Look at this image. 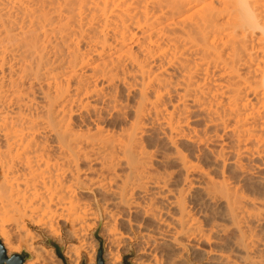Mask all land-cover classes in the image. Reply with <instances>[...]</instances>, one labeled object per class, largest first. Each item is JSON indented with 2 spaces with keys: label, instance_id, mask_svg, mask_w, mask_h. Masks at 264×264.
<instances>
[{
  "label": "bare ground",
  "instance_id": "obj_1",
  "mask_svg": "<svg viewBox=\"0 0 264 264\" xmlns=\"http://www.w3.org/2000/svg\"><path fill=\"white\" fill-rule=\"evenodd\" d=\"M238 2L0 0V233L11 223L24 230L27 219L56 239L64 224L81 248L84 226L92 221L85 219L88 208L78 190L92 187L111 196L113 206L99 204L117 249L123 236L117 232L120 208L131 217L138 210L161 222L156 207L162 204L173 212L167 226L174 238L181 234L208 244L227 227L214 222L207 232L201 228L186 206L187 195L194 193L236 229L227 250L240 263L264 264V243L246 236L242 227L251 220L264 230V174L247 183L252 194L226 179L230 166L244 173L243 158L264 157V32L251 30ZM250 3L256 21L264 24V0ZM190 111L205 116L214 137L228 134L231 149L193 154L199 150L177 146L178 140H203L182 133ZM147 119L157 125L168 151L147 145ZM201 155L212 164L201 165ZM154 158L177 170L153 174ZM83 162L93 177L86 178ZM179 175L185 185L173 193L166 187ZM147 186L157 193L150 195ZM136 191L158 201L148 197L142 205L133 197ZM131 222L126 219L129 241L136 237ZM140 233L136 264H147L167 241L149 229ZM174 238L168 240L178 242ZM177 242L169 243V258L183 264ZM3 245L7 254L15 248L8 237ZM76 248L68 249L66 258ZM228 258L218 262L237 264ZM118 261L108 256V264ZM25 264L37 261L32 256Z\"/></svg>",
  "mask_w": 264,
  "mask_h": 264
},
{
  "label": "rangeland",
  "instance_id": "obj_2",
  "mask_svg": "<svg viewBox=\"0 0 264 264\" xmlns=\"http://www.w3.org/2000/svg\"><path fill=\"white\" fill-rule=\"evenodd\" d=\"M196 113L197 112H193V111H190L187 113L186 116L188 117V123L185 126L182 133L185 136H187V135H189V136L193 135L194 136L195 134H197L203 138L202 142H199L198 139H196L193 143L192 142L188 143L186 141L183 142L182 140H180V141L178 140L177 146L181 145L180 148L183 146L186 151L188 150L187 152H191V151L193 152V151H197V150L200 151V152L199 151L193 152V154H196V153L197 154L198 153L203 154V151H205V150L208 151V149L209 150L212 149L213 151H217L221 148H224L225 152H227L229 149H231V147H230L231 146V137L228 134H226L224 136L220 135L221 133H218L219 134L218 136H222V137H217V136L214 137L215 134L211 130H208L207 128H205V124H206L205 123L206 122L205 116L202 114H201L202 116H199L200 115L199 114L198 115L199 117H197L198 113L197 114ZM128 120L129 119L127 118L125 120V123L123 121V124H127ZM150 121H151V119H147L146 124H145L146 128H147L146 129V135L147 136H145L146 143L149 146V148L152 150L154 147H155V149H158L160 146H161L160 147L161 149H164L165 145H164V143L163 144L161 143L163 140H160L162 138H161V134L159 133V130H157L158 129L157 125L152 124ZM209 131H211L212 133H210ZM158 141H160V143ZM186 147H187V149H186ZM160 148H159V151H160ZM168 149H170V148L166 147V150L164 149L163 151H168ZM202 156L203 155H201V157H199V161L201 160V162H202L201 165L203 163H204V166L210 165L209 163L212 162V160L210 161V157L205 158ZM261 159L263 160L264 157H262L260 159L259 158H256V159L243 158V162L246 165V169H245L244 173L243 172H237L236 173L235 171H233V169L231 170V166L228 165V166H230L229 167L230 169L228 168V171L226 173L227 182L235 188H240V190H242V192L244 194H252V192H254V189L249 186L250 184L247 185V183L253 182L257 176L264 174V165L261 164V161H262ZM155 160L156 159L154 158V164H152L151 165L152 167L150 166V168H149L150 169L149 171H153V174H155L156 171H157L156 173L164 174L165 172L177 170L175 164H164V163L157 162V160L155 162ZM83 165H85L84 162L82 163V169L87 170V168L85 169V167ZM174 168H176V169H174ZM122 169H120L121 173L124 172V169H123V171H122ZM87 171H88V173L86 171H85L86 173L85 172L82 173V175L84 173L86 174V178L89 177V175H91L90 177H93L95 175L93 171H92L93 173L89 172L90 170H87ZM87 174H89V175L87 176ZM181 185L184 187L185 183L183 181V178H181V176L179 175V177L177 176V178H175V177L171 178L169 180V184L167 185L166 188H168L169 190H172L171 192H173V190L175 189L176 190L175 193H177L179 191V189H181V187H182ZM151 189L152 188L150 186H147V188H146V191H148L150 193V195L154 192V189H152L153 191ZM168 189H166V190H168ZM166 190H165V192H166ZM78 191H79L78 194L81 193L80 196H78V197H80L79 198L80 203L82 205H84V203H85L84 206H86V208H88V209H86V210H88V213L87 212L86 213L89 216V218L86 216V218H85L86 221L89 220L88 222H90V220H91L92 222H94V223H92V222L86 223V224H88L87 225L88 227L84 226V227H86V228H84L85 229L84 237H86V240H84L83 242H85V241L86 242L85 243L82 242L81 248H76L79 243L76 239H74L72 236H70V234L67 231L66 225H65L66 227L64 226V224L61 225L58 237L55 239V238H49L47 235L44 234V232L40 231L38 228H34L35 227L34 224H31L33 222L26 219L23 222V224L25 223L24 224V227H25L24 230L27 229L28 231L27 230L24 231V230L20 229V227L19 228L14 227L13 223H11L10 225L7 226L5 234L2 235L0 233V241H1L2 245H3L4 238L8 237L9 241L15 247L14 250L10 251L9 254L21 253L22 251L27 252L30 255V259L32 258V256L35 258V260L37 261V264H96L98 250L101 248L104 264H108V256L111 254H114L118 257L119 261L117 264H136V260L138 259V255H137L138 253L136 251V246L140 240V238H136V237L139 234H141L140 232H142L143 230L145 231L146 229H149L152 234H157V235H159V238L161 237L160 241H164V242L167 241V242L164 243V245H162V246L160 245L161 248L159 247L160 249L158 248L154 252L155 253L154 257H156V258H154L153 261L152 260L148 261L146 259V261L149 262V263L148 262H146V263L147 264H174L171 261V259L169 258V256H171V254H169V251L167 250V249H169L168 248L169 243L177 242V241H173V240H171V241L168 240V239H173L174 235H175L173 232H171L173 230L171 228V226H170V228L172 230L169 228V225L167 226L168 222H170L169 218L172 216L173 212L171 209L167 210L168 207L166 208L165 204H164V206L162 204L161 206L158 205L156 207L157 210H159V212H160L159 216H161V218H162L161 222H160V220L156 221L158 219H154L153 217H146V218L143 217V214L139 213L140 211H138V210L132 211L133 213L130 211V214L132 213V215H133L131 217V215L127 214V212L125 211V208L119 207L120 210H123V211H122V214L120 215L121 217L119 216L117 218V222L119 225L117 232H119V233L121 232V235H123V236L119 237V239H118V241L119 240L120 241L122 240V241L121 242L119 241L120 244L118 245V249H117V247H113V245L111 244V239L109 237V233H107L105 231V226L107 225V222L106 223L103 222V214H102V210L100 207V204L104 205L105 201H107V202H105L106 206H109V207L113 206V201H111L112 199H111V196L109 195V193L103 192L101 190L98 191V189L95 190L92 187L90 190L87 188H82ZM138 193H139V195H138ZM149 193L147 194V192H139L138 191L137 194H135L133 197H134V199L140 198L139 199L140 201L138 199L137 200L142 205H143L142 202L148 201L149 198L152 199V202H157L158 198H155L156 197L155 195H153L155 197L149 196ZM154 193H157L156 190ZM163 197H164V199H166L167 196L165 197V195H163ZM196 197H197V195H195L194 193L188 194L187 200H186V206H187V208L189 207L187 210H190L189 211L190 214H193V216L199 221L200 225L202 226L201 228H203L205 231L206 230L209 231L212 223L213 224L219 223V224L225 225L227 227V229L225 230V233L223 231L219 232L220 233V234L218 233L219 237H217L216 240L214 239L211 243H208V244L205 240H202V239H199V240L196 239L197 241L195 242V239L187 240L188 238L186 236H184V235L181 236V234L180 235L177 234V237H175L174 239L177 238L176 240H178V242L180 241L182 243V246H181V244L177 242V244L180 245V248H182V251H181L182 259H183V257L185 259V260L183 259L185 261V262L183 261V264H208V263L211 264L213 262V261L211 262L212 258L214 259L216 264H221L218 262L219 259L225 258L227 256L231 258V259L228 258L229 260H234L237 264H245V263H240V259L237 258L235 253L232 255L233 252L230 253V251L227 250L226 241L228 240V238L233 239L236 236V229L233 227V225L230 224L229 220L223 219L221 217V214L219 213V211L216 212L218 209L215 208V206L213 207L212 205L211 206L208 205V203L205 202L203 199H201L199 196H198V198H196ZM155 199H157V200H155ZM89 209H90V211H89ZM115 210H117V208ZM136 212H138V213H136ZM94 215H96V216H94ZM128 215H129V217H128ZM92 216H94L93 219H92ZM127 218L133 222V223L131 222L132 225H134L133 226L134 228L132 230L136 234V237L132 238L130 241L125 240V239H127V236L130 233V231L127 229L128 228L127 223H126ZM162 222H163V224H162ZM251 222H253L256 225V227H254L255 225H252L253 223H251ZM135 225H137L139 228H137ZM249 225H250V228L253 229V231L249 229V227H248ZM251 225H252V227H251ZM257 225L258 224L255 223L254 221L247 220V222L246 221L243 222L242 227L244 228V226H246L244 228V229H247V230H244L246 232L245 233L246 236L251 237L254 240H257L260 243H264V230H262L259 227V226H261V224L259 226H257ZM157 231L159 232V234ZM164 231L166 233H164ZM248 231H250V232L248 233ZM251 235H253V237ZM165 244H167L168 246ZM3 247H4V245H3ZM195 247H196V250H195ZM72 248L73 249L76 248V250H74V254H72V256L70 258H66L67 250L72 249ZM59 250L61 252L60 256H58ZM193 251H194V253L196 252L198 254L197 255L198 257L197 256L193 257V254H191V252L193 253ZM202 251H206L207 253L203 255ZM208 252H210V253H208ZM158 253H160V254H158ZM201 254L203 257L200 258ZM213 254H215L216 256ZM208 255H210V256H208ZM210 257H212V258H210ZM169 262H172V263H169ZM248 263H250V262H248ZM248 263L246 262V264H248ZM212 264H215V263L213 262Z\"/></svg>",
  "mask_w": 264,
  "mask_h": 264
},
{
  "label": "water",
  "instance_id": "obj_3",
  "mask_svg": "<svg viewBox=\"0 0 264 264\" xmlns=\"http://www.w3.org/2000/svg\"><path fill=\"white\" fill-rule=\"evenodd\" d=\"M60 255L61 252L59 250L58 256ZM29 259L30 255L24 251H22L21 253H11L8 255L0 241V264H25V262ZM96 264H104L101 248L98 250Z\"/></svg>",
  "mask_w": 264,
  "mask_h": 264
},
{
  "label": "clouds",
  "instance_id": "obj_4",
  "mask_svg": "<svg viewBox=\"0 0 264 264\" xmlns=\"http://www.w3.org/2000/svg\"><path fill=\"white\" fill-rule=\"evenodd\" d=\"M237 7L241 9L250 20V28L253 32H264V24H260L255 18L254 6L250 3V0H239Z\"/></svg>",
  "mask_w": 264,
  "mask_h": 264
}]
</instances>
